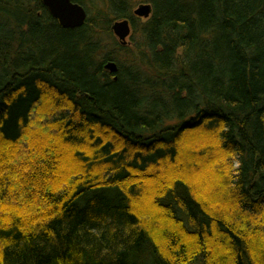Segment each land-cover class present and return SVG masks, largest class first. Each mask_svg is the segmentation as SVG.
I'll use <instances>...</instances> for the list:
<instances>
[{
    "label": "trees",
    "instance_id": "obj_1",
    "mask_svg": "<svg viewBox=\"0 0 264 264\" xmlns=\"http://www.w3.org/2000/svg\"><path fill=\"white\" fill-rule=\"evenodd\" d=\"M72 1L0 0V264H264V0Z\"/></svg>",
    "mask_w": 264,
    "mask_h": 264
},
{
    "label": "water",
    "instance_id": "obj_2",
    "mask_svg": "<svg viewBox=\"0 0 264 264\" xmlns=\"http://www.w3.org/2000/svg\"><path fill=\"white\" fill-rule=\"evenodd\" d=\"M49 9L58 23L66 28H74L81 26L87 16L84 7L72 0H42ZM133 14L140 18H147L151 14V5L149 3H141L134 10ZM111 31L119 39L122 45L127 43L126 38L131 32L130 19L123 18L115 20L111 25ZM105 68L114 73L117 71V65L114 61H108Z\"/></svg>",
    "mask_w": 264,
    "mask_h": 264
},
{
    "label": "rangeland",
    "instance_id": "obj_3",
    "mask_svg": "<svg viewBox=\"0 0 264 264\" xmlns=\"http://www.w3.org/2000/svg\"><path fill=\"white\" fill-rule=\"evenodd\" d=\"M129 3H130V5H131V9L132 10H134L139 4H141V3H147L146 2V0H129ZM119 20V19H118ZM131 34H132V28H131V32H130V35L126 38V40L125 41H127V43L125 44V45H131L130 44V36H131ZM116 37V36H115ZM117 38V37H116ZM117 40L119 41V39L117 38Z\"/></svg>",
    "mask_w": 264,
    "mask_h": 264
}]
</instances>
